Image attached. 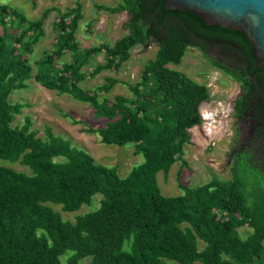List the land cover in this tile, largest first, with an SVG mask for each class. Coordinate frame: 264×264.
<instances>
[{
  "label": "trees",
  "instance_id": "obj_1",
  "mask_svg": "<svg viewBox=\"0 0 264 264\" xmlns=\"http://www.w3.org/2000/svg\"><path fill=\"white\" fill-rule=\"evenodd\" d=\"M95 8L126 12L127 34L113 45L83 47L77 39L84 16L79 1L66 10L44 8L36 19L0 2V157L32 171L0 165V264H81L85 259H90L88 264H165L166 258L179 264H264V177L254 165L236 158L228 180L213 176L196 187L181 180L182 169L189 166L184 155L192 143L190 130L203 124L201 105L211 94L206 84L170 66L181 64L192 47L244 89L252 91V73L264 86V69L246 34L207 25L189 11L165 10L164 0H121ZM53 11V48L32 61ZM205 38L240 54L250 71L244 72L240 61L231 67L207 55ZM151 43L157 51L138 81L108 76L94 88L82 86L105 70L119 71L134 47ZM102 52L104 62L83 70ZM67 54L70 60L62 61ZM32 79L91 105L95 117L107 120L105 126L86 131L98 133L105 144L135 143L134 155L142 154L144 161L122 176L117 166L96 162L91 153L54 133L51 125L44 127V137L29 115L15 125L29 104L12 101L11 95L28 89ZM119 83L131 95L110 98ZM246 100L237 105L239 112ZM179 161L177 179L184 194L165 195L157 175L168 177ZM97 193L102 195L99 205L74 221L55 208L78 212L83 205L91 206ZM242 227L253 232L242 238Z\"/></svg>",
  "mask_w": 264,
  "mask_h": 264
},
{
  "label": "rangeland",
  "instance_id": "obj_2",
  "mask_svg": "<svg viewBox=\"0 0 264 264\" xmlns=\"http://www.w3.org/2000/svg\"><path fill=\"white\" fill-rule=\"evenodd\" d=\"M77 1L83 5L84 16L77 31V39L83 47L96 46L104 42L113 45L117 39L127 34L128 31L124 27V23L128 19L126 12L110 14L95 8V4L112 6L121 0ZM0 2L13 5L24 12L29 19L38 18L44 8L53 5L62 10L75 5V0H0ZM55 17L56 12L53 11L46 19L45 36L35 46L32 61L39 59L42 52L53 48L56 34L52 30V25ZM1 30L3 29L1 28ZM156 51L155 43L148 46L137 45L131 51L130 60L119 71L105 70L93 78L86 79L82 86L87 89L94 88L103 83L108 76L134 83L139 80L144 64L154 58ZM209 56L213 57V55ZM214 56L222 58L218 55ZM104 57V52L99 53L83 70H91L97 63L104 62ZM66 60H70V54L65 55L62 59V61ZM170 66L182 70L198 82L206 84L211 94V100L201 105L203 124L190 130L192 143L185 146L184 155L189 166L182 169L181 180L190 187H196L209 181L213 176L223 180L230 179L229 154L232 150L235 130V120L232 114L234 113V101L239 95V82L213 66L208 57L192 47L187 51L181 64H171ZM117 94L131 95V91L126 84L119 83L108 96L113 98ZM11 96L12 101L29 104V107L16 117L15 125H22L25 117L29 115L34 123L33 128L39 130V135L43 137L45 136L44 127L51 125L54 133L70 139L74 146L91 153L96 162L117 166L122 176L128 175L132 167L144 161L142 154L134 155L135 143L131 142L123 146L105 144L101 142V136L98 133L86 131L89 126L95 128L105 126L107 120L104 117H95V111L89 104L79 102L68 94L59 95L56 91L43 87L34 79L29 81L28 89L16 90ZM74 119L83 122L73 123ZM0 165L27 173L32 172L26 165L19 162L14 163L1 157ZM180 168L181 162L179 161L172 166L168 177H165L163 172L158 173V183L165 195L184 194L177 179ZM101 196L97 193L93 204L91 206L83 205L78 212H65L60 206H55V208L62 213L65 219L74 221L78 214L94 210L99 205ZM252 232V228L249 227L239 229L242 238H247ZM200 246H203L202 242H200ZM61 258L65 262L66 256ZM89 261L90 259H85L81 264H88ZM164 261L165 264H179L168 258ZM195 264L201 263L197 261Z\"/></svg>",
  "mask_w": 264,
  "mask_h": 264
},
{
  "label": "flooded vegetation",
  "instance_id": "obj_3",
  "mask_svg": "<svg viewBox=\"0 0 264 264\" xmlns=\"http://www.w3.org/2000/svg\"><path fill=\"white\" fill-rule=\"evenodd\" d=\"M204 40L207 45L205 46L207 55H213L214 59L231 67H233L232 65L236 67V64L240 61L244 66L242 70L244 72L250 71L246 61L240 54L233 52L231 48L217 46L206 38ZM199 52L202 53L201 51ZM202 54L204 55V53ZM250 77L254 84L252 91H250L248 86L247 89H244L239 83V95L233 105L234 113L232 117L235 120V130L233 133L232 150L229 154L230 172L231 165L238 158L241 161L246 160L251 162L255 170L264 177V86L256 73H252ZM244 97L247 99L246 106L239 112L237 105L245 99Z\"/></svg>",
  "mask_w": 264,
  "mask_h": 264
},
{
  "label": "water",
  "instance_id": "obj_4",
  "mask_svg": "<svg viewBox=\"0 0 264 264\" xmlns=\"http://www.w3.org/2000/svg\"><path fill=\"white\" fill-rule=\"evenodd\" d=\"M164 8L189 11L207 25L244 32L264 69V0H164Z\"/></svg>",
  "mask_w": 264,
  "mask_h": 264
}]
</instances>
